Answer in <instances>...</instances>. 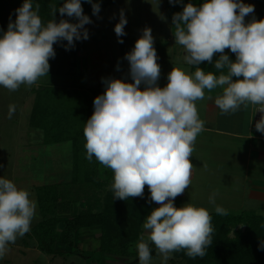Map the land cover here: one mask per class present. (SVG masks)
Wrapping results in <instances>:
<instances>
[{
	"label": "clouds",
	"instance_id": "obj_1",
	"mask_svg": "<svg viewBox=\"0 0 264 264\" xmlns=\"http://www.w3.org/2000/svg\"><path fill=\"white\" fill-rule=\"evenodd\" d=\"M86 2L98 15L100 4ZM179 2L169 0L170 4ZM39 10V3L34 6L33 0H24L15 10V21L10 20L7 31L0 36V86L10 91L22 84L31 87L40 77L48 76L49 60L56 55L54 44L67 41L68 50L75 41L89 38L85 25L92 21L83 13L81 0H65L58 8L52 6L54 17L58 11L62 17H75L76 23L52 19L44 24ZM252 13L254 5L242 0H205L199 6L191 2L183 5L182 12L172 17L173 34L175 43L185 50V62L196 68L191 75L173 68L163 88L157 83L161 69L154 37L151 28L146 27L124 57L132 82L102 78L105 91L94 99L93 114L85 123L86 158L91 161L95 157L113 171L114 198L143 197L147 185L150 202L159 205L147 216L143 228L162 257V264L181 250L189 258H203L213 243L214 228L208 210L189 203L179 208L174 205L176 197L192 182L190 157L197 136L204 130L205 122L200 119L195 102L205 98L206 89L219 87L223 92L215 104L221 115L235 113L241 106L259 105L256 112L261 116L255 128L264 134V19L246 23L245 17ZM126 24L121 10L114 28L118 38L126 35ZM225 49L235 54L234 61ZM203 62L227 71L219 75L206 72L199 67ZM14 112L15 106L10 105L8 117ZM215 195L209 197L210 203H215ZM35 209L27 190L0 178V258L10 244L30 231ZM215 212L227 215L220 206ZM260 247L264 249V242ZM136 248L139 264H150L151 250L143 236Z\"/></svg>",
	"mask_w": 264,
	"mask_h": 264
},
{
	"label": "trees",
	"instance_id": "obj_2",
	"mask_svg": "<svg viewBox=\"0 0 264 264\" xmlns=\"http://www.w3.org/2000/svg\"><path fill=\"white\" fill-rule=\"evenodd\" d=\"M116 0H93L100 4V9L115 3ZM200 4L205 0H199ZM261 6L259 13L264 19V0H256ZM24 0H0V36L7 31L10 20L16 19V9ZM65 0H33L34 6L40 4L39 15L46 24L49 20H69L73 23L75 17L61 16L57 11L52 15V6H62ZM195 4V0H180L179 3H169L165 0L167 17L182 12L183 5ZM198 2V0H197ZM83 13L93 12L92 5L81 0ZM174 28V26H173ZM175 30V29H174ZM67 41L53 45L55 57L50 58L49 76L66 77L73 72H67L66 67L77 66V43L65 50ZM230 59L235 60V54L225 49ZM218 55V54H217ZM218 57H214V60ZM195 69L196 66H191ZM199 67L206 72L219 75L214 65L203 62ZM41 87V86H40ZM40 89V90H39ZM105 89L83 90L73 85H44L34 91V106L30 115V125L41 132L44 145L70 143L71 157L69 175L64 179L37 186V200L41 220L31 229L30 237L37 247L48 255H64L77 253L74 245L85 230L100 229L98 237V254L96 261L108 264L107 258L114 256L133 257V246L143 236L142 223L150 215L152 209L159 207L150 202V192L145 186L143 197H131L127 200L114 198L112 184L114 173L101 165L95 157L91 161L86 158L84 147L86 140L83 135L85 123L94 111V99L102 95ZM61 103V109L56 105ZM179 195L174 203H180ZM212 217V245L206 249V255L189 258L184 250L174 252L177 258L185 259L188 264H264V215L217 213ZM239 223H244V231H236L232 237V229ZM29 234V233H28ZM60 247L73 248L71 251L60 250ZM156 254L153 252L152 256ZM94 257V256H93Z\"/></svg>",
	"mask_w": 264,
	"mask_h": 264
},
{
	"label": "rangeland",
	"instance_id": "obj_3",
	"mask_svg": "<svg viewBox=\"0 0 264 264\" xmlns=\"http://www.w3.org/2000/svg\"><path fill=\"white\" fill-rule=\"evenodd\" d=\"M195 2V5H200L199 0L198 2L195 0ZM242 2L254 5V13L245 17L246 23L253 19L257 21L263 19L259 13L261 6L258 1L242 0ZM121 10L127 19L124 29L126 35L118 38L114 28L119 22ZM87 16L92 21L85 25L89 38L76 41V68L66 67L67 72L73 73L66 77L45 75L39 78L37 84L31 87L22 84L16 91H10L0 86V178L11 180L18 189L27 190L30 199L35 202V215L31 221L30 231L41 220L35 188L64 179L70 170L72 154L70 143L44 145L41 132L31 127L30 115L34 106L35 90L48 84L73 85L83 90L97 89L98 87L105 89L103 79L110 78L132 82L129 75V63L124 57L134 48L135 42L142 36L143 29L146 27L151 28L154 37L153 46L157 52V63L161 69L157 83L161 88L167 85L168 74L173 68H180L190 75L195 72V69H192L191 65H188L184 60L186 53L183 47L175 43L173 34L175 30L172 21L167 17L165 0H116L115 3L101 8L98 15H94L92 12ZM76 22V19L73 20V23ZM119 39H122L123 43H119ZM117 65H119V70H117ZM141 87L143 88V85ZM207 91L209 90H205L203 100L195 102L199 117L204 122H207V116L204 115ZM10 105L15 106V112L11 118L8 117ZM60 105L61 103L56 107L61 109ZM193 147L192 182L186 189L187 194L184 201L178 205L182 207L189 203L196 207H203L208 210L209 214H212L216 213L217 206L225 208L229 202H238V198L226 199L229 197L227 194H217V191L214 192L216 194L215 203L209 202V197L213 194L212 191L218 185H224L223 181L228 178L226 174L214 176L211 170H206L204 167L200 169L196 166L200 152L213 155L217 153V148H212L207 144L200 146L197 139ZM237 181L233 183L232 187L242 186ZM260 214H264V212H260ZM143 223L144 242L149 244L151 250L150 264H162V257L157 253L155 245L148 240V232L143 228ZM245 229L246 225L239 223L232 229L230 235L234 237L236 231L242 232ZM30 231L29 234L26 233L23 237H18L15 243L8 246V251L0 258V264H101L96 261L99 259L98 254H94L99 245L100 229L85 230L74 245V250L76 248L77 253H65L64 255H48L41 251L37 247L36 241L29 238ZM139 242L140 240L133 246L135 252L133 257L113 255V257L107 258L108 264H139L136 248ZM72 249L60 247V250L64 251L72 252ZM153 252L156 254L155 256H152ZM167 264H188V262L175 257L172 253Z\"/></svg>",
	"mask_w": 264,
	"mask_h": 264
},
{
	"label": "crops",
	"instance_id": "obj_4",
	"mask_svg": "<svg viewBox=\"0 0 264 264\" xmlns=\"http://www.w3.org/2000/svg\"><path fill=\"white\" fill-rule=\"evenodd\" d=\"M218 88L211 90L212 92L207 91L204 113L207 122L205 121L204 130L197 136L200 146L211 145L218 151L213 155L200 152L196 166L211 170L214 176L227 175L224 185H218L212 191L227 194L229 197L226 199L238 198V202L232 201L226 205L224 209L227 214L264 215L260 214L264 212V138L254 127V114L258 105L249 104L248 108L241 106L235 113L221 115L215 99L222 95L223 89ZM190 160L192 163L193 153ZM66 174L69 175L68 172ZM235 181L242 186L232 187ZM186 194L185 190L181 194L180 203L174 204H181Z\"/></svg>",
	"mask_w": 264,
	"mask_h": 264
},
{
	"label": "built area",
	"instance_id": "obj_5",
	"mask_svg": "<svg viewBox=\"0 0 264 264\" xmlns=\"http://www.w3.org/2000/svg\"><path fill=\"white\" fill-rule=\"evenodd\" d=\"M258 107H260L259 105L256 106V110L258 109ZM260 116H261V113L260 112H255V115H254V127H255V123L260 119ZM261 136L264 138V134L260 133Z\"/></svg>",
	"mask_w": 264,
	"mask_h": 264
}]
</instances>
